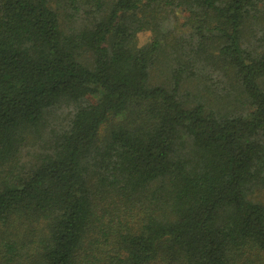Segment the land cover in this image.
Listing matches in <instances>:
<instances>
[{
    "label": "trees",
    "instance_id": "trees-1",
    "mask_svg": "<svg viewBox=\"0 0 264 264\" xmlns=\"http://www.w3.org/2000/svg\"><path fill=\"white\" fill-rule=\"evenodd\" d=\"M259 193L264 0H0V264H264Z\"/></svg>",
    "mask_w": 264,
    "mask_h": 264
},
{
    "label": "rangeland",
    "instance_id": "rangeland-1",
    "mask_svg": "<svg viewBox=\"0 0 264 264\" xmlns=\"http://www.w3.org/2000/svg\"><path fill=\"white\" fill-rule=\"evenodd\" d=\"M172 18L174 20V28L176 29L177 32L175 33L176 35H173L171 33L170 38H168V40H167V44L168 45L173 42V40H174L175 37H178L181 34L186 33V31L185 30H182L181 27H180L181 23L183 22L182 15H180V14H173ZM154 36H155V33L152 32V31L140 32L138 34V37H137V44H138V46L139 47H144V46L148 45L149 43H151V41H152V39H153ZM165 49H166V46H165ZM166 51H167V53H169L170 52V49H168ZM169 55H167L165 58H163V60H167L166 62H168V59L170 57ZM163 63H165V62H163ZM155 78H156V80H160V83L163 82V81H165V75L162 74V72H160V71H156ZM58 111L61 113L62 119L65 120L66 117H67V115H68V113L71 112V108H70V106L69 107H65V106L59 107L58 106ZM32 159H33V155H26L24 153L23 154V159H21V162L23 164H28V163H30V160H32ZM257 195L259 196V199L260 200L264 201V193H259Z\"/></svg>",
    "mask_w": 264,
    "mask_h": 264
}]
</instances>
